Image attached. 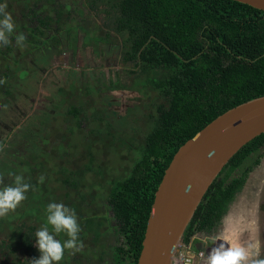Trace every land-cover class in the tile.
Listing matches in <instances>:
<instances>
[{
	"label": "flooded vegetation",
	"instance_id": "af4514ba",
	"mask_svg": "<svg viewBox=\"0 0 264 264\" xmlns=\"http://www.w3.org/2000/svg\"><path fill=\"white\" fill-rule=\"evenodd\" d=\"M36 1L0 0V8L15 19V26H30L31 31L32 27L44 26L41 21L45 10V14L55 15V8L60 7L59 0H40L37 7ZM98 1L71 0L70 13L62 18L60 27L44 30L45 36L26 41L17 52L20 60L16 67L22 69V76L9 85L10 93L0 109L5 110L0 116V188L14 185L17 175L31 187L15 210L0 217V264H31L29 259L39 257L33 246L35 233L46 220L50 202L74 210L80 226L76 248L65 249L58 264H135L132 239L122 231L109 199L117 181L127 178L134 163L141 159L140 148L153 125L148 115L156 113L146 109L153 111L156 104L151 90L137 82L133 72L136 64L120 55V36L104 26L109 19L98 11ZM40 8L44 11L35 14ZM90 54L92 57L87 58ZM61 60L75 66L65 68ZM90 60L91 65H87ZM53 69L72 74L59 79V87L56 85V91L46 99L45 83L41 82L27 112L19 102L31 95L35 83L38 87L34 77H43ZM116 92L137 93V104L124 113L113 101ZM74 100L83 102L77 105V115L70 113L76 106ZM141 101L148 103L142 106ZM14 117L13 123L10 118ZM57 118L69 124L70 137L66 140L62 130L52 132L54 126L50 123ZM79 132L84 134L83 141L76 138ZM125 159H129V167L110 169V160L122 163ZM249 168L243 189L215 233L201 234L196 241L220 236L215 247L226 242L244 246V236L247 240H264V147L240 170ZM244 197H248L247 203ZM259 230L261 235L257 234ZM56 238L69 239L64 233ZM261 249L259 258L264 259Z\"/></svg>",
	"mask_w": 264,
	"mask_h": 264
},
{
	"label": "trees",
	"instance_id": "16d2710c",
	"mask_svg": "<svg viewBox=\"0 0 264 264\" xmlns=\"http://www.w3.org/2000/svg\"><path fill=\"white\" fill-rule=\"evenodd\" d=\"M58 2L55 15L35 9V14L44 11L43 27L29 31L30 26H15L11 19L20 32H13L7 47L0 46V109L9 85L22 76L16 67L19 49L60 27L70 13L71 0ZM97 3L109 19L104 26L120 36V55L136 64V80L151 90L156 104V113L148 115L153 125L140 148L141 159L127 178L117 181L109 199L122 231L132 239L138 264L155 194L175 153L220 115L264 96V11L235 0ZM21 34L24 40L17 44L15 37ZM79 112L77 106L70 109L73 115ZM4 113L0 110V116ZM263 147L264 133L225 166L188 225L182 245L192 247L199 235L215 233L246 183L250 168L241 171L242 165Z\"/></svg>",
	"mask_w": 264,
	"mask_h": 264
},
{
	"label": "water",
	"instance_id": "95a60500",
	"mask_svg": "<svg viewBox=\"0 0 264 264\" xmlns=\"http://www.w3.org/2000/svg\"><path fill=\"white\" fill-rule=\"evenodd\" d=\"M264 11V0H235ZM264 133V96L217 117L175 153L156 191L138 264H172L204 196L230 160Z\"/></svg>",
	"mask_w": 264,
	"mask_h": 264
},
{
	"label": "clouds",
	"instance_id": "9594fccd",
	"mask_svg": "<svg viewBox=\"0 0 264 264\" xmlns=\"http://www.w3.org/2000/svg\"><path fill=\"white\" fill-rule=\"evenodd\" d=\"M14 32L11 18L0 8V46L7 47L9 37ZM17 44L24 40L21 34L15 37ZM43 181V177L40 178ZM31 185L24 182L22 176L15 177L14 185L0 188V217L9 211L15 210L21 201L26 199V192ZM80 226L75 211L63 203L50 202L46 206V220L36 231L34 247L40 253L38 258L29 259L31 264H58L63 258L65 249L76 248ZM64 233L69 239L61 241L57 235ZM215 243V238H209ZM259 246L252 252L244 246H232L230 243H221L211 249L203 264H264L259 257Z\"/></svg>",
	"mask_w": 264,
	"mask_h": 264
},
{
	"label": "rangeland",
	"instance_id": "374dc122",
	"mask_svg": "<svg viewBox=\"0 0 264 264\" xmlns=\"http://www.w3.org/2000/svg\"><path fill=\"white\" fill-rule=\"evenodd\" d=\"M90 57H92V55L90 54V55H88L87 56V58H90ZM91 61L92 60H90V61H88V62H86V64L87 65H91ZM61 62L63 63V65H64V67L65 68H69V67H72V66H75L74 64H71V63H69V62H64L63 60H61ZM111 63H113V61L111 60ZM72 73L70 72V75H71ZM69 74H68V72L67 71H65V72H61L60 70H58V71H54V69H53V71H51V72H49V73H47V74H45V75H43V77H40V74L37 76H35L34 77V82L36 81H38V87H37V83H35V88L34 89H32V91H31V97L29 96L28 98H22V100L19 102L21 105H24L25 106V108L27 109V112H29L30 111V109H31V107L33 106V104H34V102H32V98H35V97H37V91L39 90V88H40V84H41V82H42V84H44V99H46L45 97L46 96H51V93L53 92V90H54V92L56 91V85H58V87H59V83H58V80L59 79H63L64 77H66V78H68L69 76H70ZM137 97H139V95L137 94V93H129V94H126V93H122V92H116V93H114V98H113V101H114V103H115V106H117L118 108H120L124 113L126 112V108H128V107H130V106H132V105H134V104H137ZM75 101V100H74ZM70 103V101L67 103L66 102V104H69ZM76 106L77 105H81V104H83V102L82 101H78V102H73ZM146 103H148V101H141V102H139V104H142V106H144V105H146ZM23 108V107H22ZM49 108V107H48ZM146 111L147 112H149V113H155V110L153 109V111H150L149 109H146ZM17 117H14V118H10L12 121H13V123H14V121H16L15 119H16ZM61 118V117H60ZM50 124H52L54 127H53V129H52V132H54L55 134H57L56 133V131H57V129H60V130H62V132H64L65 133V135H66V138H65V140L67 139V137L69 136L70 137V135H69V131H68V127H69V124L67 123V122H65V120H63V119H58L57 118V121H55V120H53ZM148 126H149V128H150V126H151V124H149L148 123ZM121 128V127H120ZM86 129H88L87 127H86ZM143 129H144V127H143ZM61 132V133H62ZM67 132V133H66ZM60 133V134H61ZM59 135V134H58ZM62 135V134H61ZM60 136V135H59ZM133 136H130V138H132ZM76 138H77V140L78 141H83L84 140V134H80V132L79 133H76ZM73 140H74V138H73ZM135 140V139H134ZM142 140V138H140V140L139 141H141ZM81 156H83V154L81 153ZM108 164L109 165H111V170H112V168H114L115 166H117V167H119V168H127V167H129L130 166V161H129V159H125L122 163H119V162H115V161H113V163H112V161L110 160L109 162H108ZM113 171V170H112ZM114 174V173H113ZM249 192V191H248ZM247 198L248 197H244L243 199H245V202L247 203ZM254 203L257 205L258 204V201L257 200H254ZM244 205H245V203H244ZM261 230V229H260ZM258 231L257 232V234H262V232L261 231ZM202 237V236H201ZM200 237V238H201ZM244 240H242V242H245L246 244H247V249L248 250H250V251H252V252H255L256 250H257V246H259V249L260 250H262L261 248H263L264 249V240H247V236H244V238H243ZM215 244V243H214ZM213 243H211V241L208 239V240H200V241H196L194 244H193V246L192 247H195V249H198V250H200V249H205V250H208V249H210L209 250V252L211 251V249L213 248L212 246L214 245ZM246 246V245H245ZM212 247V248H211ZM261 259H263L262 257H261Z\"/></svg>",
	"mask_w": 264,
	"mask_h": 264
},
{
	"label": "built area",
	"instance_id": "2783aa9c",
	"mask_svg": "<svg viewBox=\"0 0 264 264\" xmlns=\"http://www.w3.org/2000/svg\"><path fill=\"white\" fill-rule=\"evenodd\" d=\"M207 255L206 250H194L190 246L181 245L172 258V264H203Z\"/></svg>",
	"mask_w": 264,
	"mask_h": 264
},
{
	"label": "crops",
	"instance_id": "0c3cea01",
	"mask_svg": "<svg viewBox=\"0 0 264 264\" xmlns=\"http://www.w3.org/2000/svg\"><path fill=\"white\" fill-rule=\"evenodd\" d=\"M219 238H220V236H217V238H216V240H215V244H216L217 242H219V240H217V239H219ZM215 244H214V245H215ZM243 244H244V246L246 245L245 247H246V249H247V244H246L245 242H243ZM214 245H213V246H214ZM231 245H233V244H231ZM213 246H212V247H213ZM212 247H211V248H212ZM196 250H198V249H196ZM200 250H205V249H200ZM209 250H210V249L206 250V251L208 252V254H209ZM254 257H255V256H254ZM254 257H253V258H254ZM254 259H260V258H259V257H256V258H254Z\"/></svg>",
	"mask_w": 264,
	"mask_h": 264
}]
</instances>
